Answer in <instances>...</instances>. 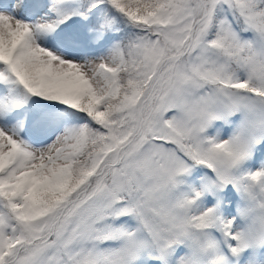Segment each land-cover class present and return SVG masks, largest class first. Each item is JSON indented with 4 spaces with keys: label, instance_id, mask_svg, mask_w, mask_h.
Masks as SVG:
<instances>
[{
    "label": "snow or ice",
    "instance_id": "6c2138e0",
    "mask_svg": "<svg viewBox=\"0 0 264 264\" xmlns=\"http://www.w3.org/2000/svg\"><path fill=\"white\" fill-rule=\"evenodd\" d=\"M0 264H264V0H0Z\"/></svg>",
    "mask_w": 264,
    "mask_h": 264
}]
</instances>
